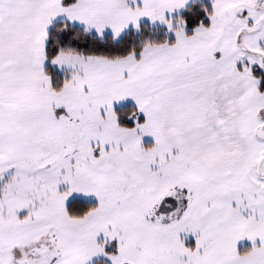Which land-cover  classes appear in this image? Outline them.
Segmentation results:
<instances>
[{
    "label": "snow or ice",
    "instance_id": "obj_1",
    "mask_svg": "<svg viewBox=\"0 0 264 264\" xmlns=\"http://www.w3.org/2000/svg\"><path fill=\"white\" fill-rule=\"evenodd\" d=\"M0 264H264V0H0Z\"/></svg>",
    "mask_w": 264,
    "mask_h": 264
}]
</instances>
